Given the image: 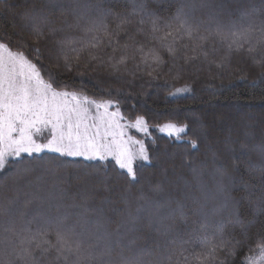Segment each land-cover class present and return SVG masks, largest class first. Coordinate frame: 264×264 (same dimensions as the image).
I'll return each mask as SVG.
<instances>
[{"label":"snow or ice","instance_id":"obj_1","mask_svg":"<svg viewBox=\"0 0 264 264\" xmlns=\"http://www.w3.org/2000/svg\"><path fill=\"white\" fill-rule=\"evenodd\" d=\"M229 2L168 0L169 15L162 17L148 7V0H21L16 4L0 0V18L6 13L14 24L18 21L21 31L35 38L30 47L37 63L43 42L69 71L103 69L117 78L146 74L151 81L165 67L178 78L188 72L211 73L213 67L219 71L234 55L242 54L260 69L250 82L255 86L264 82V0H232L236 7L229 11L238 15L225 21L222 13ZM6 47L0 43V264H228L229 257H235L242 242L226 234L223 223L225 216L241 223L236 212L239 200L229 194L228 185L236 182L234 173L243 168L248 178L240 179L242 199L264 214V132L259 138L246 132L243 140H237L229 130L222 150L230 154L231 170L218 162L221 149L206 144L216 187L205 190L198 179L202 169L191 168L201 193L186 204L161 195L169 182V167L160 157L154 160L143 141L125 140L124 129L134 128L153 140L155 127L170 142L188 145L190 152L200 144L199 139L184 138L187 123L170 118L149 125L146 115H138L130 125H122L125 117L118 100L97 102L75 91L58 90L56 77L50 73L48 80L43 79L37 63L23 53L9 49L5 59ZM191 92L185 86L167 95ZM110 107L116 111L109 112ZM192 120L199 124L195 114ZM49 125L51 138L37 142L36 134ZM130 143L139 145V151L130 150ZM45 152L94 161L111 157L123 170L127 186L115 200L106 197L100 207L85 202L71 206L79 211H60L65 207L62 196L38 182L43 175L58 176L52 161L39 156ZM22 154L38 159L3 175L9 160ZM163 156H168L166 149ZM136 160L149 166L155 163L158 173L153 175L158 179L142 176L134 167ZM185 162L191 163L187 158ZM37 171L41 176L33 180ZM88 177L87 182L95 177L105 191H111L119 186L121 174L109 176L100 167ZM104 205L118 217L114 231L104 227L110 222ZM189 212L201 222L198 232L186 227ZM145 229L163 239L151 245L137 244L141 237L136 235L126 239ZM258 250V264H264V243ZM241 264H251V259L245 256Z\"/></svg>","mask_w":264,"mask_h":264},{"label":"trees","instance_id":"obj_2","mask_svg":"<svg viewBox=\"0 0 264 264\" xmlns=\"http://www.w3.org/2000/svg\"><path fill=\"white\" fill-rule=\"evenodd\" d=\"M10 2L16 4L21 0H10ZM148 7L157 11L162 17L169 15L168 0H148ZM235 7L236 4L230 0L222 13V19L226 21L229 15L236 19L238 14L229 11ZM0 42L6 44L8 49L22 52L30 61L37 63L36 53L30 47L36 43L35 38L28 32L21 31L18 21L14 24L6 13L0 18ZM39 47L43 55L37 66L46 80L49 79L50 73L56 77L58 90L75 91L98 102L109 99L118 100L120 113L125 117L124 120L129 122H134L138 115H146L149 125L162 124L170 118L178 124L189 125L184 138L199 139L198 150L187 152L188 145L170 142L163 134L157 132L155 127L151 128L153 140L144 136L146 147L154 160L160 156L169 167V182L165 183L162 196H171L186 204L198 197L201 188L197 185V178H194L191 172L193 167L202 169V175L198 178L199 184L205 190L214 191L216 178L213 175L214 170L211 167L210 153L207 152L206 144L221 149L218 152V162L231 170L230 154L222 150V142L229 130L233 139L237 140H243L246 132L255 133L257 138L264 132V82L255 86L250 83L256 78L260 69L252 65L242 54L234 55L230 64L219 71L213 67L211 73L206 71L199 75H192L188 72L178 78L175 73L169 72L165 67L156 80L150 81L146 74L135 78L130 75L117 78L108 75L103 69L84 71L82 68L73 67L69 71L63 66L62 61L58 62L49 53L43 42L39 44ZM242 77H246V80L241 79ZM185 86H190L192 92L178 96L167 95ZM110 109L116 108L110 107ZM192 114L199 117V124L193 122ZM205 133L207 139H205ZM202 142L205 143L202 144ZM165 149L168 153L167 157L163 156ZM39 156L52 161L58 176H41L37 171L32 174V179L36 180L37 176H41L39 183L47 185L57 196H62V204L65 207H62L60 211H79L71 206L85 202L90 207H100L106 197L115 200L123 187L127 186L123 170L118 169L113 160L94 161L80 157H61L59 154L50 152L39 154ZM186 158L191 161L190 164L185 162ZM252 158L255 160V155ZM36 159L38 157H28L26 154H22L19 158L13 157L9 160L8 170L3 175H11L19 168L35 163ZM100 167L109 176L120 173L119 186L114 185L111 191H105L101 184L95 182V177L91 178V182H87L88 173ZM134 167L141 172L142 176L158 173L155 163L149 166L146 162H141ZM234 175L236 182L228 185V192L239 200L236 212L241 223H233L225 216L223 228L226 234H231L236 240L242 242V247L235 257H229L228 264H241L245 256H249L256 247L264 243V214L257 212L242 199L244 189L240 179L248 178L244 169L241 168ZM153 179H158V176L153 175ZM149 195L153 194L149 193ZM104 216L110 218V222L106 221L104 227L108 231H114L118 217L109 210L108 205H104ZM90 227L95 228L94 225ZM186 227L193 232H198L201 222L189 212ZM132 235L141 237L136 241L140 245L145 243L151 245L163 239L155 233L150 235L148 229L130 234L126 239H130Z\"/></svg>","mask_w":264,"mask_h":264},{"label":"rangeland","instance_id":"obj_3","mask_svg":"<svg viewBox=\"0 0 264 264\" xmlns=\"http://www.w3.org/2000/svg\"><path fill=\"white\" fill-rule=\"evenodd\" d=\"M1 43V42H0ZM8 51L9 49L6 47L4 50H3V55L5 57V59H7V56H8ZM13 53H22V52H18V51H13L11 50ZM25 55V54H24ZM25 57L27 58V56L25 55ZM29 59V58H27ZM30 60V59H29ZM43 79H45V77H43ZM46 80V79H45ZM71 92V91H70ZM83 96V95H81ZM98 102V101H97ZM104 110L101 109V112H103ZM109 112H115L116 109H108ZM92 114L95 115V109L92 110ZM91 122V119L89 118V123ZM120 123L122 125H130L131 123L133 122H129V121H126V120H123V121H120ZM119 131V130H117ZM51 126L49 125L48 127H43L42 126V130L40 133H37L36 134V139H37V142H44L46 143L48 139L51 138ZM141 136V138L139 137ZM129 137L132 138L133 141L135 140H141L145 143V139H144V135H142L141 133L137 132L134 128H131V127H125L124 129V139L127 140ZM204 141V140H203ZM205 142H202V144H204ZM146 145V144H145ZM127 147H129L130 150L134 151V152H138L139 151V145L135 144V143H130L127 145ZM160 157V156H159ZM82 158V157H80ZM107 160H113L111 157H109ZM114 161V160H113ZM115 162V161H114ZM141 162H144L142 160H136L134 161V166L137 164V163H141ZM261 256V253L259 252L258 250V247H256L251 253L250 255L248 256L250 259H251V264H258V261H259V258Z\"/></svg>","mask_w":264,"mask_h":264}]
</instances>
